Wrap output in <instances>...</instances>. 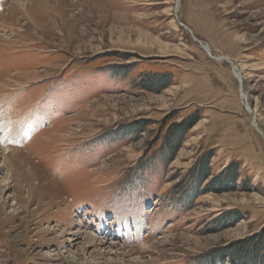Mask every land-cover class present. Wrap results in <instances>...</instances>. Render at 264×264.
Listing matches in <instances>:
<instances>
[{
    "label": "rangeland",
    "instance_id": "obj_1",
    "mask_svg": "<svg viewBox=\"0 0 264 264\" xmlns=\"http://www.w3.org/2000/svg\"><path fill=\"white\" fill-rule=\"evenodd\" d=\"M0 264H264V0H0Z\"/></svg>",
    "mask_w": 264,
    "mask_h": 264
},
{
    "label": "bare ground",
    "instance_id": "obj_2",
    "mask_svg": "<svg viewBox=\"0 0 264 264\" xmlns=\"http://www.w3.org/2000/svg\"><path fill=\"white\" fill-rule=\"evenodd\" d=\"M176 5L178 6V3H176ZM202 42V41H201ZM204 45V44H203ZM206 49L208 48L207 47V45H205L204 46ZM220 59H222V60H225V61H227V62H229L231 65H233V63H231V61H230V59L227 57V56H222V57H220ZM233 69H234V72L236 73V75H237V72L235 71L236 69L234 68V66H233ZM238 77V76H237ZM9 78V77H8ZM11 124L13 125V123L11 122ZM12 127V126H11ZM11 135V134H10ZM17 136V135H16ZM12 137V136H11ZM15 137V136H14ZM5 151V153H4V158L6 159V164L9 162V160H11L10 159V157H12V156H14V155H16L17 153H19V152H15L14 150H4ZM4 163V162H3ZM34 177V180H36L37 182H36V185L37 186H39V185H41V183H40V181L38 180V178H35V176H33ZM33 179V178H32ZM32 179L29 177V180L30 181H32ZM2 181L3 182H5V177H3V179H2ZM76 232H79L78 231V229H73V232L72 233H76ZM80 232H82V231H80Z\"/></svg>",
    "mask_w": 264,
    "mask_h": 264
},
{
    "label": "trees",
    "instance_id": "obj_3",
    "mask_svg": "<svg viewBox=\"0 0 264 264\" xmlns=\"http://www.w3.org/2000/svg\"><path fill=\"white\" fill-rule=\"evenodd\" d=\"M191 124H188V127H190Z\"/></svg>",
    "mask_w": 264,
    "mask_h": 264
},
{
    "label": "water",
    "instance_id": "obj_4",
    "mask_svg": "<svg viewBox=\"0 0 264 264\" xmlns=\"http://www.w3.org/2000/svg\"><path fill=\"white\" fill-rule=\"evenodd\" d=\"M235 68V67H234Z\"/></svg>",
    "mask_w": 264,
    "mask_h": 264
}]
</instances>
